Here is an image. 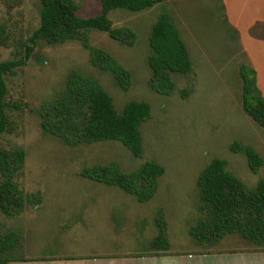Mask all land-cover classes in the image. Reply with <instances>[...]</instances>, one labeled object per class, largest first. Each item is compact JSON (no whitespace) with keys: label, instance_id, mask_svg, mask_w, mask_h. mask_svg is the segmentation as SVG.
<instances>
[{"label":"rangeland","instance_id":"1","mask_svg":"<svg viewBox=\"0 0 264 264\" xmlns=\"http://www.w3.org/2000/svg\"><path fill=\"white\" fill-rule=\"evenodd\" d=\"M75 1L80 4L79 17L101 13L100 0ZM225 1L235 16L223 11ZM258 7L260 0H170L141 12L110 11L107 18L111 27L131 31L133 44L122 45L98 31L87 35L92 48L107 52L130 73L127 91L95 69L89 63L88 51L77 41L56 45L38 42L34 46L25 66L5 76L6 100L18 108L8 111L14 129L0 136V147L25 152L24 167L15 182L27 201L18 216L6 217L0 212V236L13 232L24 244L22 249L4 253L2 264L5 259L72 253L141 254L157 234L158 214L165 221L174 252L254 248L236 234L215 246H197L189 229L201 217L196 179L213 158L224 160L226 170L248 189L264 178V163L253 174L244 156L229 150L234 142L248 145L264 160V130L241 110L238 76L240 64H254L256 87L264 97V42L249 35L253 25L249 15L253 16ZM162 11L173 18L192 65L188 75L171 74L174 91L169 96L148 87V37ZM39 12L40 0H0V25L8 43L6 47L0 45V62L15 58L16 46L26 42L38 27ZM261 16L264 20V10ZM70 71L94 80L111 97L118 112L130 101L148 103L151 116L140 128L141 159L134 158L118 142L69 147L42 132L40 106L64 89ZM144 161H154L164 169L155 196L145 203H137L116 187L79 176L82 169L93 165L115 163L123 172H130ZM33 195H39L38 202H32ZM66 221L85 225L68 230Z\"/></svg>","mask_w":264,"mask_h":264},{"label":"trees","instance_id":"2","mask_svg":"<svg viewBox=\"0 0 264 264\" xmlns=\"http://www.w3.org/2000/svg\"><path fill=\"white\" fill-rule=\"evenodd\" d=\"M170 0H100L101 13L92 17H79L80 4L75 0H40L39 25L27 41L16 46L14 59L0 62V136L11 126L8 111L17 110V104L6 100L5 76L25 66L38 42L56 45L77 41L89 54V63L110 76L115 85L127 91L131 84L130 73L107 52L92 48L87 32L106 33L111 39L131 46L134 34L127 29H113L107 15L115 9L141 12L157 3ZM4 28L0 25V45L7 46ZM150 70L149 89L159 95L169 96L174 91L171 74L188 75L192 65L187 47L169 14L162 11L150 29L148 37ZM18 52V53H17ZM241 110L264 130V97L256 87V71L240 64ZM39 125L46 135L56 137L69 147L101 142H118L136 159H141L143 144L141 126L151 116L148 103L130 101L120 112L111 97L92 79L78 71H70L64 89L41 104ZM230 152L244 156L247 168L256 174L263 166L261 156L248 145L234 142ZM25 152L21 148L0 147V212L6 217L18 216L24 209L25 196L15 182L22 172ZM164 169L154 161H144L137 169L123 172L115 163L93 165L82 169L79 176L89 181L116 187L132 196L137 202L150 201L163 176ZM198 192L197 212L201 215L189 234L198 245H215L224 237L236 234L240 239L264 251V178L253 189L226 170V162L213 158L196 179ZM32 202L39 195L30 196ZM157 234L149 248L166 251L169 247L166 224L162 214L155 219ZM20 235L9 232L0 236L1 256L15 248L22 249ZM5 259V264L16 261Z\"/></svg>","mask_w":264,"mask_h":264},{"label":"crops","instance_id":"3","mask_svg":"<svg viewBox=\"0 0 264 264\" xmlns=\"http://www.w3.org/2000/svg\"><path fill=\"white\" fill-rule=\"evenodd\" d=\"M263 10H264V0H260V7H258V10L255 11L253 16H251L252 13L251 15H249L250 17L249 24H251V22L253 24V25L251 24L252 26L249 29V35L252 37L250 38L255 41H259L260 43L264 42V20L261 16ZM223 11H225V13H230L231 11V13L233 14L231 5L229 10V5L227 1H225ZM233 16L235 15L233 14ZM236 17L240 18L238 16ZM233 24L237 26V21L233 20ZM236 26L233 27V30L236 28ZM175 27L177 28L176 25ZM253 28L257 30H252ZM249 64L252 69L256 67L254 64L250 62ZM65 223L67 226L66 229L68 228V230L75 228L77 225H85V222H81V221L73 225L67 223V221ZM220 241H218L215 245H217ZM150 242L148 243L147 246H145L146 248L144 249V252H142L141 254L72 253V254H63V255H52L43 258L20 257L16 261H11L7 264H264V251H257L254 250L253 248H251L250 250H242V251L234 250L232 248L229 250L226 249L216 250L213 252L212 251L198 252L196 250V251L183 253V252L172 251L168 241L169 244L168 249L166 251L159 252V251H153L149 248ZM196 245L199 246L198 244ZM22 247H24V244Z\"/></svg>","mask_w":264,"mask_h":264}]
</instances>
